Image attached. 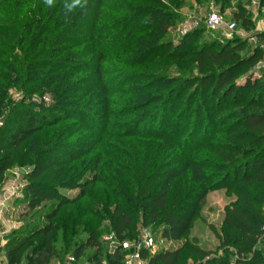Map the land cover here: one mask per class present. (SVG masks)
<instances>
[{"label": "trees", "instance_id": "obj_1", "mask_svg": "<svg viewBox=\"0 0 264 264\" xmlns=\"http://www.w3.org/2000/svg\"><path fill=\"white\" fill-rule=\"evenodd\" d=\"M71 2L0 0V185L12 164L26 166L27 208L52 203L42 226L7 244L5 264H51L68 252L75 264H124L121 249L101 242L103 223L119 241L160 225L177 242L218 190L234 198L222 255L185 243L186 259L264 264V72L251 73L264 52L242 57L238 39L200 42L203 28L166 40L185 0H82L68 11ZM12 88L23 93L16 104ZM188 172L196 187L172 189ZM146 252L145 264L183 258Z\"/></svg>", "mask_w": 264, "mask_h": 264}, {"label": "rangeland", "instance_id": "obj_2", "mask_svg": "<svg viewBox=\"0 0 264 264\" xmlns=\"http://www.w3.org/2000/svg\"><path fill=\"white\" fill-rule=\"evenodd\" d=\"M161 1L165 2L166 0ZM185 1L186 5L179 10V22L168 30L165 36L166 40L177 43L187 32L196 28H203L205 30L201 35L200 42L204 40H216L225 43L238 39L245 43V48L240 54L242 57L250 55L255 48H259L264 52V7L260 5V0H227V2L210 0L206 3H196L193 0ZM211 7L217 10L227 22H234L236 24V33L230 34L223 30L212 31L207 29L205 21ZM236 15L237 18L235 17ZM238 17H241V19L239 20ZM263 72L264 57L251 70L253 78L259 77ZM176 74V70L171 72L172 76H176ZM193 75H197L196 72ZM246 76L247 75L240 76L237 83L242 84ZM8 95L12 104L18 103L23 97V93L17 88L10 89ZM40 99L39 95H35L32 102L37 104L40 102ZM170 107L171 105L168 108L170 109ZM180 108L179 106V109ZM7 112L6 110L5 113L0 116V123L3 122ZM28 173V167L14 163L7 168L3 175V181L0 185V201L3 200L4 197H9V200L3 212V216L0 219V264L6 263L7 244L15 240L16 237H24L25 231L38 225L42 226L45 223L43 216L50 211L52 205L51 202L42 204L39 209L34 211H30L27 208L22 199V190L27 182L26 177ZM179 186H182L185 191H189L196 187V184L192 183L190 172H188L185 178L179 179L172 186V189L176 190ZM78 192L79 190L77 189H65L61 191V193L68 198H75ZM230 201H234L233 196L226 194L224 190H218L207 194L199 208L198 216L193 223L189 235L180 241L164 240L161 237L162 226L160 225H150L143 229L139 227L137 239L142 238L144 230L154 238V247L146 252L148 253V258L160 252L180 250L183 258L179 264H193L185 257L186 252L182 249L185 243H194L199 248L210 252L211 255L209 259L220 257L222 251L218 246V243L220 244L218 235L221 234V227L224 219V206L231 203ZM105 225L106 224L103 223L100 226V230H102L100 240L104 246H106V244L103 242V238L109 234L105 230ZM60 247L61 246H58L57 249L59 250ZM92 251L91 249H87L86 254ZM68 255H72V253L68 252L64 258L57 260L63 261ZM54 261L51 264H53ZM230 261L231 264H234V259ZM81 263L84 264V261ZM101 264H107L105 259H103Z\"/></svg>", "mask_w": 264, "mask_h": 264}, {"label": "built area", "instance_id": "obj_3", "mask_svg": "<svg viewBox=\"0 0 264 264\" xmlns=\"http://www.w3.org/2000/svg\"><path fill=\"white\" fill-rule=\"evenodd\" d=\"M205 25L207 29L212 31L223 30L227 33H236V24L227 22L224 17L214 8H210L206 17ZM45 103L49 102L48 97H44ZM9 197H4L0 201V219L6 209ZM264 230V227H263ZM103 242L108 248V252L113 254L118 248L124 252V264H145L146 261L142 258V251H150L154 247V238L144 230L141 239L133 241H119L116 235L112 232L103 238ZM76 259L73 255H68L63 261H54L53 264H75Z\"/></svg>", "mask_w": 264, "mask_h": 264}, {"label": "clouds", "instance_id": "obj_4", "mask_svg": "<svg viewBox=\"0 0 264 264\" xmlns=\"http://www.w3.org/2000/svg\"><path fill=\"white\" fill-rule=\"evenodd\" d=\"M86 2V0H84ZM45 3L49 6L53 4V0H45ZM65 7L68 9V11H72L74 8L77 7H83L82 0H72L71 4H65Z\"/></svg>", "mask_w": 264, "mask_h": 264}, {"label": "crops", "instance_id": "obj_5", "mask_svg": "<svg viewBox=\"0 0 264 264\" xmlns=\"http://www.w3.org/2000/svg\"><path fill=\"white\" fill-rule=\"evenodd\" d=\"M222 191H223V190H222ZM230 202H233V201H230ZM225 206H226V205H225ZM225 206H224V207H225ZM223 210H224V209H223ZM218 246H219V243H218Z\"/></svg>", "mask_w": 264, "mask_h": 264}]
</instances>
